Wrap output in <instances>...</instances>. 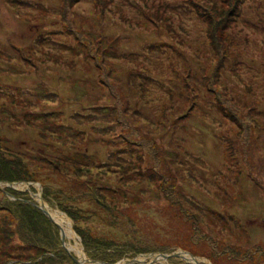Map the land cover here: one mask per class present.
<instances>
[{
    "label": "rangeland",
    "instance_id": "374dc122",
    "mask_svg": "<svg viewBox=\"0 0 264 264\" xmlns=\"http://www.w3.org/2000/svg\"><path fill=\"white\" fill-rule=\"evenodd\" d=\"M0 158V208L40 195L88 261L80 227L125 264H264V0H0ZM57 238L7 264L80 262Z\"/></svg>",
    "mask_w": 264,
    "mask_h": 264
},
{
    "label": "trees",
    "instance_id": "16d2710c",
    "mask_svg": "<svg viewBox=\"0 0 264 264\" xmlns=\"http://www.w3.org/2000/svg\"><path fill=\"white\" fill-rule=\"evenodd\" d=\"M83 156L86 157L85 155ZM69 160H75V158H69ZM7 165L8 163L5 161V158H0V181L4 183H14L11 180H15V179L19 180L20 176H14L16 178H13L12 176H6V178H1V176L8 175L10 171L14 170L17 167V165H15L14 169L13 168L8 169ZM25 167L27 166L25 165ZM18 173H19L18 171L13 172V174H18ZM20 195L21 193H17V195H13L15 201H10L4 198V202H3L4 204L2 203V207L0 208V214L1 215L5 214L7 216V219H5L4 221H2V219H4L5 215L0 217V264H7L9 261L14 260L15 257L12 256H16V247L22 249L23 252H25L24 251L25 249L31 250V248L38 249L39 247L43 249L51 250L54 253L60 252L59 243L57 242L58 229L55 227V225H53L48 221V219L39 209L35 207V204H33L30 201L26 202L25 200L17 199V197ZM42 197L44 200L47 199L48 201L46 194H44ZM92 200L93 201L91 202L94 203V206L97 209L101 210L104 213L111 214L114 217H117L118 212L116 210L110 211L108 205H106L101 200H99L95 194H93ZM61 206L62 204H60L59 208L62 210L63 207ZM66 214L72 217L74 222L75 221L78 222L76 218L80 220V217L75 216L74 213L70 212V209L69 212H66ZM23 228H25L28 232L24 231ZM76 230L80 235L84 252L88 254L92 259L96 261H101L102 263L105 264H114L124 259L125 257L124 253L122 251H119L117 248L115 249L116 251L118 250V254L117 253L115 255L106 254L105 250H109L115 245L109 244L107 242H103L100 238L96 237L91 233L89 227H85V228L80 227L79 229ZM29 234H31V236L32 235L45 236L47 234H52L53 239L52 240H48L44 238L29 239L27 238ZM15 238L18 241L17 242L18 246L15 245L14 243ZM59 242L62 247V243L60 239ZM30 243H34L39 247L38 246L33 247ZM142 251L144 253L151 252L144 250ZM6 252L11 254V256L8 258V260L5 263ZM140 253L142 252L139 251L138 254ZM134 254H132V256H134ZM69 259L72 261L73 264H75L71 257ZM209 261L213 263L212 262L213 260L211 258H209ZM21 263L22 262L17 261L16 264H21ZM179 264H183V263H179Z\"/></svg>",
    "mask_w": 264,
    "mask_h": 264
},
{
    "label": "bare ground",
    "instance_id": "6f19581e",
    "mask_svg": "<svg viewBox=\"0 0 264 264\" xmlns=\"http://www.w3.org/2000/svg\"><path fill=\"white\" fill-rule=\"evenodd\" d=\"M43 208L46 211L47 215L60 227L61 231L63 232L64 241L72 243V244H70L69 248H67L68 251L71 252V254L74 253L79 258L81 264H93V263L89 262L85 258L83 253L81 252L79 240L77 239L76 235L71 230L70 220L62 212H60L56 209H52L46 203L43 206ZM179 253H182V252H179ZM181 256L183 258L182 259L183 261H193V259L187 253L181 254ZM161 259L162 258H159L160 261H161ZM198 261H199V264H203L202 261H200V260H198Z\"/></svg>",
    "mask_w": 264,
    "mask_h": 264
},
{
    "label": "water",
    "instance_id": "95a60500",
    "mask_svg": "<svg viewBox=\"0 0 264 264\" xmlns=\"http://www.w3.org/2000/svg\"><path fill=\"white\" fill-rule=\"evenodd\" d=\"M0 184H2V185H5V186H7V187H11V188H13V189H15L14 188V185H17L16 183H4V182H2V183H0ZM25 185H27L28 187L29 186H32V184H30V183H27V184H25ZM37 200H38V205H36V208L37 209H39L44 215H45V217L48 219V221L50 222V223H52L53 225H55V227L58 229V231H59V237H60V241H61V243H62V246H63V248L65 249V251H67L68 252V250H67V248L65 247V242H64V238H63V232L61 231V229H60V227L47 215V213H46V211L44 210V208H43V206L45 205V203L43 202V200H42V198H41V196L40 195H38L37 196ZM69 253V252H68ZM181 254H185V252H182V253H177V252H175V253H171V254H169V255H167V254H154L155 255V257H154V260H149V262L148 263H146V264H157V263H160L161 261H164V262H166V261H168V260H172V259H179V260H182L183 258H182V256H181ZM70 255V254H69ZM71 256V258H72V260H73V262L75 263V264H80V262L75 258V257H73L72 255H70ZM143 256H153V255H143ZM192 259H193V261H183V262H185L186 264H199V261H197L194 257H192V256H190ZM159 258H162L161 259V261L159 260ZM160 261V262H159ZM89 262H91V263H93V264H103V263H100V262H94V261H89ZM130 263L131 264H136V263H141L140 261H138V260H136L135 258L134 259H132V260H130ZM143 263V262H142ZM141 263V264H142ZM115 264H125V263H122L121 261L120 262H117V263H115Z\"/></svg>",
    "mask_w": 264,
    "mask_h": 264
}]
</instances>
